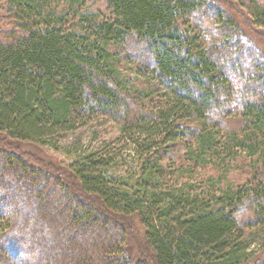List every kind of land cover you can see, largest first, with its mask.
<instances>
[{
    "label": "trees",
    "instance_id": "1",
    "mask_svg": "<svg viewBox=\"0 0 264 264\" xmlns=\"http://www.w3.org/2000/svg\"><path fill=\"white\" fill-rule=\"evenodd\" d=\"M103 1L0 0V264H264V52L247 40L264 43V0H222L249 32L215 0ZM97 120L133 146L128 177L100 147L65 186L5 144L57 151Z\"/></svg>",
    "mask_w": 264,
    "mask_h": 264
},
{
    "label": "rangeland",
    "instance_id": "2",
    "mask_svg": "<svg viewBox=\"0 0 264 264\" xmlns=\"http://www.w3.org/2000/svg\"><path fill=\"white\" fill-rule=\"evenodd\" d=\"M85 1L87 7L91 8L93 11H101L103 13L106 12L105 1ZM215 1H218L219 5L224 7L231 16H235V18L237 19V23L239 25L242 24V27H244L248 31L245 24L242 23L237 13L229 4H226L222 0ZM236 7L240 12L247 14L246 11L242 10V8H240L239 6ZM5 12L6 10L0 7V34L1 32L11 28V24L7 20ZM208 24L209 22H207V25ZM247 40L250 41L253 46H257L256 48L259 49V51L261 50V52H264L263 42L258 41L256 38L254 40L250 36L247 37ZM244 43H246L245 40ZM117 137V131L110 127V123L102 120H97L91 123L86 128H83L76 133L69 134L65 138L59 139V141H57L59 150L57 151H54L53 149H42L39 146L28 143H19L14 141L11 142L9 139H6L5 144L7 145L8 150H13L14 153H16L18 156H21V161H23L25 165L27 164L28 166H33L35 170L41 171V173L44 172L49 173V175L60 176V178H62L61 184L67 186L69 180L67 178L66 172H64V166H66V164H69L70 160L72 161L75 155L88 153L92 150L99 149L100 147H108L107 149H112V153H120V161L113 169L110 170V173L115 177H128L135 170V156L133 154V146L129 143H126L125 139H123L121 142L115 141ZM1 139H5V137L0 135V142ZM58 189L59 186H56L53 190V193ZM37 190L39 191V193L44 190L45 194L48 195H46V198L49 197L48 199L50 201L52 200V202L55 201L53 199L61 197V194L57 192L56 194H52L53 199H51V190L47 188L42 189L41 186H38ZM29 193H31V195H35V192H33L32 190H30ZM128 229H126L125 231L129 232L130 229ZM133 231H135V228ZM134 233L131 232L129 236L132 257L136 261L143 259L149 260L148 253L145 252L142 247H140L141 245L139 246L138 240L136 239Z\"/></svg>",
    "mask_w": 264,
    "mask_h": 264
}]
</instances>
